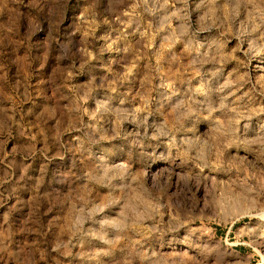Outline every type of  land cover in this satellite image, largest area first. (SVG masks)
<instances>
[{
  "label": "clouds",
  "instance_id": "obj_1",
  "mask_svg": "<svg viewBox=\"0 0 264 264\" xmlns=\"http://www.w3.org/2000/svg\"><path fill=\"white\" fill-rule=\"evenodd\" d=\"M0 264H264V0H0Z\"/></svg>",
  "mask_w": 264,
  "mask_h": 264
},
{
  "label": "rangeland",
  "instance_id": "obj_2",
  "mask_svg": "<svg viewBox=\"0 0 264 264\" xmlns=\"http://www.w3.org/2000/svg\"><path fill=\"white\" fill-rule=\"evenodd\" d=\"M57 164H59V161L56 160V159H54V160L51 162V164L49 165V167H55V166H57Z\"/></svg>",
  "mask_w": 264,
  "mask_h": 264
}]
</instances>
